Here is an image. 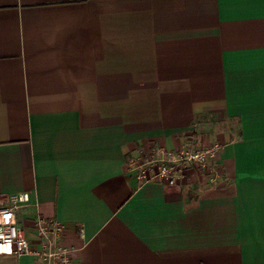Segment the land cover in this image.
I'll return each mask as SVG.
<instances>
[{"label": "crops", "instance_id": "obj_1", "mask_svg": "<svg viewBox=\"0 0 264 264\" xmlns=\"http://www.w3.org/2000/svg\"><path fill=\"white\" fill-rule=\"evenodd\" d=\"M188 140L222 149L175 185L129 170ZM15 191L31 243L58 220L80 264H264V0H0Z\"/></svg>", "mask_w": 264, "mask_h": 264}, {"label": "built area", "instance_id": "obj_2", "mask_svg": "<svg viewBox=\"0 0 264 264\" xmlns=\"http://www.w3.org/2000/svg\"><path fill=\"white\" fill-rule=\"evenodd\" d=\"M221 149L219 143L197 148L193 140H188L175 150L162 148L157 153L139 159L132 158L128 167L140 183L159 181L175 185L185 177L190 166L205 167L209 159L216 158ZM30 205L32 202L28 191L10 192L0 200V233L11 241V255H31L36 264H80L76 249L63 243L64 224L58 220L39 215L36 221L38 244L31 243L18 219L19 213ZM3 243L5 241L0 240V244Z\"/></svg>", "mask_w": 264, "mask_h": 264}, {"label": "clouds", "instance_id": "obj_3", "mask_svg": "<svg viewBox=\"0 0 264 264\" xmlns=\"http://www.w3.org/2000/svg\"><path fill=\"white\" fill-rule=\"evenodd\" d=\"M0 240L5 241V243L0 244V253H7L8 255H11L12 254L11 241L7 240L2 233H0Z\"/></svg>", "mask_w": 264, "mask_h": 264}]
</instances>
